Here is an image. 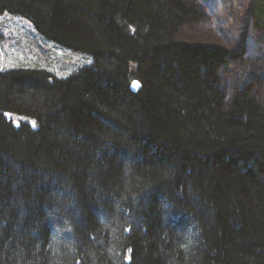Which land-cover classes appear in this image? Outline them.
I'll return each mask as SVG.
<instances>
[{
    "label": "trees",
    "instance_id": "1",
    "mask_svg": "<svg viewBox=\"0 0 264 264\" xmlns=\"http://www.w3.org/2000/svg\"><path fill=\"white\" fill-rule=\"evenodd\" d=\"M2 12L93 61L0 70V264H264V56L228 93L195 0ZM249 12L264 36V0Z\"/></svg>",
    "mask_w": 264,
    "mask_h": 264
},
{
    "label": "rangeland",
    "instance_id": "2",
    "mask_svg": "<svg viewBox=\"0 0 264 264\" xmlns=\"http://www.w3.org/2000/svg\"><path fill=\"white\" fill-rule=\"evenodd\" d=\"M201 3L203 21L199 38L220 42L233 56L223 67L228 93L236 89V70L245 67L256 69L264 56V36L258 32L255 20L249 12L251 0H195ZM189 39L188 37H186ZM89 53L63 46L40 33L32 21L20 14L0 13V70L13 67H38L65 78L79 68L92 63ZM255 63V65H254ZM257 85L260 83L254 78ZM264 98L263 93H259ZM19 124L21 116H10ZM33 124L34 120H30Z\"/></svg>",
    "mask_w": 264,
    "mask_h": 264
},
{
    "label": "water",
    "instance_id": "3",
    "mask_svg": "<svg viewBox=\"0 0 264 264\" xmlns=\"http://www.w3.org/2000/svg\"><path fill=\"white\" fill-rule=\"evenodd\" d=\"M129 86L133 91L139 90L141 87V81L136 69H132L129 74Z\"/></svg>",
    "mask_w": 264,
    "mask_h": 264
}]
</instances>
